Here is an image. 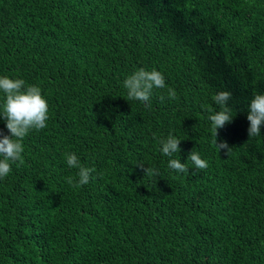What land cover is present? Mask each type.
<instances>
[{"label":"trees","instance_id":"1","mask_svg":"<svg viewBox=\"0 0 264 264\" xmlns=\"http://www.w3.org/2000/svg\"><path fill=\"white\" fill-rule=\"evenodd\" d=\"M141 67L176 98L128 100L123 81ZM4 75L40 87L49 119L0 179V264H264V125L249 138L246 119L264 92V0H0ZM221 90L228 154L206 110ZM169 133L189 173L160 152ZM66 152L95 169L88 184Z\"/></svg>","mask_w":264,"mask_h":264},{"label":"clouds","instance_id":"2","mask_svg":"<svg viewBox=\"0 0 264 264\" xmlns=\"http://www.w3.org/2000/svg\"><path fill=\"white\" fill-rule=\"evenodd\" d=\"M123 87L127 90L128 100H137L144 103V106L151 109L150 98L154 88H167V95L170 99L176 98V92L165 83L164 75L153 68L146 70L141 67L128 75L123 81ZM0 119L5 123L7 134L0 129V179L5 178L12 170L11 164L23 163L22 153L24 151L22 141L30 130H41L47 127L49 119L48 103L42 95L40 87L34 84H27L21 78H9L0 76ZM233 94L230 90L218 91L213 96V101L219 106V110L207 108L208 119L211 122L214 139L212 141L218 152L229 153L232 147L226 140H217L218 129L225 127L232 122L234 114L229 105ZM161 101L164 97H160ZM248 121L247 135L249 138L260 136L261 126L264 125V92L253 93L248 101L246 115ZM180 140L174 134L169 133L166 137L159 139L160 152L169 157L168 167L179 173H189L186 163L179 159L172 158L174 154L181 151ZM69 168L78 169L76 184L83 186L89 183L94 168L81 164L79 157L74 152L63 154ZM187 160H190L195 169H206L208 162L202 159L197 151H189ZM148 177H159V172L150 167H145L142 162L135 165ZM67 182L73 184V178L68 177Z\"/></svg>","mask_w":264,"mask_h":264}]
</instances>
